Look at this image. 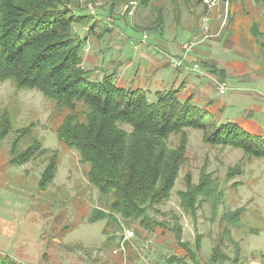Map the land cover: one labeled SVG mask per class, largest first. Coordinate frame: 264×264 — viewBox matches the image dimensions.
Wrapping results in <instances>:
<instances>
[{
  "label": "rangeland",
  "instance_id": "obj_1",
  "mask_svg": "<svg viewBox=\"0 0 264 264\" xmlns=\"http://www.w3.org/2000/svg\"><path fill=\"white\" fill-rule=\"evenodd\" d=\"M231 4L229 0H204L194 8V16L186 6H182L183 15L178 26L173 24L170 2L163 0H156L146 10L138 9L137 0H98L92 4L93 10L86 3L73 9L77 14H90L92 23L97 24L95 35L100 38L98 44L103 54L98 55L94 48L97 56L93 62L105 67L111 61H120L119 70L128 82L139 69L142 76L154 63L158 61L161 64L168 56H181L178 59H183V44L195 37L198 43L188 56L196 50L198 56L204 58L206 55L199 51L207 48L224 59L219 67L231 73H245L253 67L259 75H264V39L257 37L263 31L264 10L253 0H235ZM160 6L165 20L164 34L159 33L160 28L159 31L151 29ZM199 23L201 28H191L200 26ZM107 27L111 33L103 32ZM75 30L74 35L79 40L83 34L93 32L90 23ZM102 32L105 35L101 38L98 34ZM210 40L217 42V48H208ZM94 42L97 39L94 38ZM227 44L232 49L226 47ZM86 45L82 53L84 62ZM93 46V42L90 43L91 54ZM168 46L169 54L162 53V47ZM246 53L252 58V66L245 57ZM253 59L257 62L254 63ZM130 63L132 66L128 70ZM88 65H83L88 78L99 81L100 78H93L94 71ZM174 69L180 67L168 66L159 70L154 82L156 77H170ZM225 69L224 77L220 73L213 75L221 84H227L228 90L220 95L216 84H208L207 87L214 90L212 97L215 102L208 105V109L217 113L220 123H236L246 131L264 137V90L258 93L254 89L238 91L236 78L229 77L228 80ZM154 85L151 83L148 87L153 91L160 90ZM150 100L155 101L156 96L151 94ZM197 101L200 107L207 102L205 99L202 103ZM224 102L225 106L221 105ZM67 115L66 109L57 107L38 90H19L11 81L0 83V123L8 119L12 126L9 135L0 143V253L23 264H169L167 259L179 251L171 231L159 229L149 232L138 223H123L121 231L112 228L108 241L104 234L106 222L88 220L93 209H107V199L102 198L88 182L87 167L80 162L79 152L62 144L56 134ZM26 128L30 133L21 138L16 151L21 152L39 140L49 152L22 166H11L8 161L13 144ZM123 128L130 130L128 126ZM186 133V161L180 169L171 198L159 205L156 212L151 211V215L169 225L174 224L173 216L177 217L182 225L184 241L194 244L197 233L201 234V258L206 262L220 233V216L225 211L244 207L246 216L232 235L240 243L242 264H262L264 159L247 157L242 150L233 147L208 144L202 130L187 129ZM178 140L179 136H171L170 146L175 147ZM56 151L55 179L46 190H40V176L49 157ZM239 164L242 173L228 178L229 170ZM201 172L212 175L223 198L216 211L211 205H204L193 218L182 209L179 193L187 189L188 176L193 184H198ZM118 218L121 220L120 215ZM250 229L257 230L258 234H251ZM227 252L234 255L232 245H228Z\"/></svg>",
  "mask_w": 264,
  "mask_h": 264
},
{
  "label": "trees",
  "instance_id": "obj_2",
  "mask_svg": "<svg viewBox=\"0 0 264 264\" xmlns=\"http://www.w3.org/2000/svg\"><path fill=\"white\" fill-rule=\"evenodd\" d=\"M97 1L0 0V83L11 81L19 90H38L57 107L68 111L56 134L62 144L79 152L80 162L87 167L88 182L107 199V209H93L88 220L106 222L104 234L108 241L112 228L121 231L123 223L135 222L149 232L160 229L174 234L176 250L180 252L167 259L169 264H242L241 246L232 232L241 226L246 208L228 210L220 216V233L206 262L201 258V234L197 233L194 244L184 241L177 217L173 216L174 224L169 225L153 217L151 211L156 212L159 205L171 198L186 161L187 129L202 130L208 144L240 149L247 157L256 159H264V137L236 123H220L217 113L208 109L215 102L208 100L204 107L198 106L194 95L183 93L184 84L157 91L156 100L151 101L140 88L116 84L114 75L99 81L88 78L82 56L86 39L79 40L74 33L76 27L89 23L95 32L97 24L92 23L90 14H77L73 8L81 3L88 7ZM155 1L137 0V7L146 10ZM163 1L170 2L176 26L181 23L182 6L194 16V8L204 3V0ZM234 1L229 0L230 4ZM253 1L264 10V0ZM162 9V6L158 8L151 27L154 31L160 28V34L165 26ZM105 31L112 32L108 27ZM257 37L264 39V26ZM207 67L211 74L225 76L216 66ZM11 130L9 120L3 119L0 143ZM28 133V128L19 133L9 165L22 166L49 152L39 140L17 152L16 145ZM173 135L179 136L175 147L170 146ZM57 164L56 151L40 176V190L53 183ZM241 173L239 164L229 170L227 177ZM179 196L182 209L193 218L204 205H211L216 211L223 198L216 180L204 172L198 184H193L188 176L187 189ZM214 214L217 219V212ZM250 231L258 234L255 229ZM228 245L234 248L233 256L227 252ZM260 257L264 264V255ZM0 264L23 263L0 253Z\"/></svg>",
  "mask_w": 264,
  "mask_h": 264
},
{
  "label": "crops",
  "instance_id": "obj_3",
  "mask_svg": "<svg viewBox=\"0 0 264 264\" xmlns=\"http://www.w3.org/2000/svg\"><path fill=\"white\" fill-rule=\"evenodd\" d=\"M199 25L200 26L193 25V27L191 28L193 30H195L196 27L201 28L200 23ZM165 30L166 29L163 30L162 34L165 33ZM95 32H92L90 34L88 33L83 34V37H82V39H88L87 40L88 42L86 45L87 53H86V58H85V62L83 63V65L84 64L87 65V63H89L88 65L89 69L94 71L93 78H96V79L100 78L99 80H102L105 76L114 74V79H115L116 84H122V86H125V87H136V88L141 87L145 92H147V94L149 95V98L151 94L155 95L157 91H153L150 87H148V84L155 83L154 88H159L160 90L158 91L167 90L171 87H179L180 85L184 84L183 93L194 95L196 102H198L197 100H200V102L202 103L204 99L207 101L214 100L212 97L214 90L210 86H209L210 87L209 89L207 85L208 84L214 85L215 83L213 79L217 80V77H215L213 74L209 72L207 66H216V68L222 69V70L225 68L219 67L220 63L223 62L224 59L217 56L216 54H213L212 52H210L209 49L206 48L203 51H199L200 53H204V55H206V57L204 58H200L197 54V51L195 50L193 54H191L190 56H187V58L184 61V66L180 69H174L172 75L168 78L163 79V76H160V78L156 77L155 82H154V76H157V73L159 70L166 68L168 66H171L166 60L162 62L161 64L157 61V63H154L150 68H148L147 72L142 76L139 75V73L142 72V70L139 69L135 73L134 78L128 82L123 79L122 70H119L120 61L119 63L117 61L115 62L111 61L110 63L105 64V67L102 64L100 65L99 63L93 62L94 58L97 56L95 55L94 48L97 49L96 52L98 53V55L103 54V50L98 44L99 43L98 40L100 38L98 39L97 35H95ZM104 35L105 34H103L102 37ZM94 38L97 39V42H94ZM92 42L94 46H93V51L91 54L89 53L90 52L89 46H90V43ZM209 42L210 44L208 48L210 49L217 48V44H216L217 42L212 41V40H210ZM226 47L232 49V47L229 46L228 44L226 45ZM162 48H163L162 53L170 52L169 46L162 47ZM247 54L249 53H246L245 57L248 60V63L251 64L250 61L252 60V58L250 57V55H247ZM179 57L181 56H178V58ZM260 61L263 63L262 59H260ZM253 62L256 63L257 61L254 60ZM131 66H132V63L128 64V67H127L128 70L131 69ZM257 73H258L257 70L254 69L253 67L248 69V71H246L245 73H239V74L231 73L226 70V74L228 75L227 79L229 80V77L236 78L234 80L236 81V83H238L237 90L238 91L241 90L242 92L243 90H253L254 89L258 93L259 91L264 90V75H259V73L258 74ZM210 79H212V81ZM156 84H159V85H156ZM222 104L223 106H225V102L221 103V105Z\"/></svg>",
  "mask_w": 264,
  "mask_h": 264
},
{
  "label": "built area",
  "instance_id": "obj_4",
  "mask_svg": "<svg viewBox=\"0 0 264 264\" xmlns=\"http://www.w3.org/2000/svg\"><path fill=\"white\" fill-rule=\"evenodd\" d=\"M89 7H91L92 9V5H89ZM93 10V9H92ZM197 41L196 38H194L193 40H190L188 42H186L185 44H183V50H184V54H183V59H178L176 57L173 56H168L167 60L168 63L175 68H182L184 66L183 64V60L187 58L188 54H190L191 52H193L194 48L197 45ZM214 83L216 84V88L217 91L219 92L220 95H224L227 90H228V85L227 84H221L220 82H218V80L213 79Z\"/></svg>",
  "mask_w": 264,
  "mask_h": 264
}]
</instances>
